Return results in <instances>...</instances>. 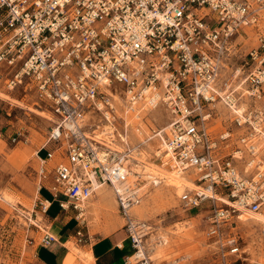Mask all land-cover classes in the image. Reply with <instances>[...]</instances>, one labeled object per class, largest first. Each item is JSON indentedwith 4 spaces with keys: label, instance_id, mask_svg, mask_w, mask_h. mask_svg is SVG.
<instances>
[{
    "label": "built area",
    "instance_id": "obj_1",
    "mask_svg": "<svg viewBox=\"0 0 264 264\" xmlns=\"http://www.w3.org/2000/svg\"><path fill=\"white\" fill-rule=\"evenodd\" d=\"M250 33L257 45L230 71L236 39ZM0 87L35 93L53 116L37 151L41 177L51 178L45 213L58 202L84 224L83 204L106 185L134 250L126 263L153 264L145 248L152 226L133 212L147 179L133 165L157 136L160 164L169 155L199 184L187 207L224 196L208 236L221 264H237L244 249L234 217L264 214V0H0ZM162 105L167 125L132 146L125 110L142 116ZM218 122L230 125L216 130ZM55 239L47 232L42 245Z\"/></svg>",
    "mask_w": 264,
    "mask_h": 264
},
{
    "label": "rangeland",
    "instance_id": "obj_2",
    "mask_svg": "<svg viewBox=\"0 0 264 264\" xmlns=\"http://www.w3.org/2000/svg\"><path fill=\"white\" fill-rule=\"evenodd\" d=\"M236 44L237 47L228 61L230 71L243 63L248 50L257 45V37L252 33L248 36L243 35L236 39ZM0 92L19 99L26 106L40 111L30 112L27 107L24 108L25 106L18 105L0 96V264H40L36 251L42 245V238L50 230L48 217L50 209L45 213L42 202L45 199H51L52 196L46 193L48 190L45 188V186L50 185L51 178L50 176L47 179L41 177L39 171L41 162L36 152L48 139L53 124L52 119L48 118H53V116L45 104L31 91H24L23 88L9 91L0 87ZM116 104L119 113L124 115L120 98H116ZM220 109L223 118H229L227 111L223 107ZM142 117L143 121L140 122V126L141 123L152 122L147 124L146 131H144L145 136H153L170 120L169 111L163 105L150 112L144 111ZM149 118L152 120H149ZM229 125L230 123L223 126ZM223 126L221 127L218 122L214 128L219 130ZM118 129L121 131L120 127ZM131 139V145L136 146L142 137L137 138L135 134H131L129 140ZM155 141L159 147L158 149L161 150L162 143L159 137L153 138L149 142ZM117 145L119 148H123V144L119 140ZM141 151V155H136L137 158H144L148 162L150 160L151 163L160 164V161L156 160L154 155L156 150L150 152L148 142L142 147ZM17 154L20 157H15ZM41 155H44V152ZM56 161H51L49 166L55 165ZM188 174L193 175V173ZM194 176H192L193 179H195ZM151 182L153 180L146 181L148 185L145 199L143 198L133 212L138 218L147 221L152 226V233L145 243L146 251L150 257L154 255V247L160 244L162 240H166V244L161 243L158 246L166 254L157 259L153 257V264H221L222 258L217 252L214 239L208 236V229L210 225L209 215L213 207L215 205L225 206L224 201L220 199L224 196L219 194L215 197V201L206 200L200 206L187 207L184 198L187 194L194 192L193 190L197 187H193L192 190L187 188L185 193L183 190L182 194L179 195L175 188L168 185L166 179L165 181L163 179L159 185H154ZM195 183L199 185L196 180ZM155 188L159 189L155 190ZM105 192L111 194L116 208L112 205L109 206L108 203H102V206L105 205L107 209L112 211L111 220H107V222L104 219V210L91 211L85 214L86 231L90 230L93 236L108 233L111 229L123 227L125 224L124 219L119 214L118 204L112 190L108 188L101 195L106 194ZM45 193L48 198H46ZM160 193L163 195L160 196ZM154 200L156 201L154 202ZM145 203L146 205H144ZM143 205L144 207H142ZM58 209V202H54L50 213L55 214ZM147 211L149 212L147 213ZM242 215L237 214L235 216L233 226L235 227L234 232L237 233L239 238V245L244 249V253H242L240 259H237L236 256H228V259H237V264L262 263L264 262V239H262L261 230H259L261 229V222L255 220L254 215L246 214L245 218L248 219H244ZM243 222L244 225H242ZM245 223L249 225L247 228ZM224 228L225 235L231 232L229 225ZM261 242L263 245H261ZM72 243L80 249V243L77 242V239H72ZM80 251L82 252L81 249ZM78 260H80V254Z\"/></svg>",
    "mask_w": 264,
    "mask_h": 264
},
{
    "label": "crops",
    "instance_id": "obj_3",
    "mask_svg": "<svg viewBox=\"0 0 264 264\" xmlns=\"http://www.w3.org/2000/svg\"><path fill=\"white\" fill-rule=\"evenodd\" d=\"M46 193L51 196L49 191ZM105 193L106 194L101 195V198L100 195L97 194L96 200L102 201L103 204L108 203L113 207L115 204L111 194L109 192ZM46 198L48 197L46 196ZM48 199L51 200L50 198ZM53 205L54 203L50 207V212L53 209ZM50 212L48 214L50 222V230L48 232L52 233L56 239L49 246L41 245L38 247L36 255L40 264H63L66 255L70 251L67 243L69 241L72 242L74 238L77 239V232L79 230H82L86 236V240L80 242V249L82 252H92L94 264H127L126 258L130 256L134 250L127 237L124 225L120 228L111 229L108 233L93 236L90 230L86 231V221L82 224L81 221L77 219V211L73 208L64 211L59 207L57 213L51 214ZM103 212L105 216L104 219L107 222V220L111 219L112 215L109 212L106 213L105 210ZM81 260V257L80 260L77 258L78 264H84Z\"/></svg>",
    "mask_w": 264,
    "mask_h": 264
},
{
    "label": "bare ground",
    "instance_id": "obj_4",
    "mask_svg": "<svg viewBox=\"0 0 264 264\" xmlns=\"http://www.w3.org/2000/svg\"><path fill=\"white\" fill-rule=\"evenodd\" d=\"M0 96L3 97L4 99L6 100H9L13 103H16L18 105H21V106H25L24 108H28V110L30 112H34V111H39L37 109H32L31 107L29 106H26L21 100L19 99H16L6 93H3V92H0ZM120 101V100H119ZM121 102L123 103L122 99H121ZM40 112V111H39ZM42 112V111H41ZM126 112V116L125 118L127 119L128 121V124H130V126L132 125V127H128V136H131V134H135V136L137 138H141L142 135L145 133L144 131H146V126H148L147 124L151 121H149L147 124L145 123H141V126H138V124H140V119L142 118V116L139 114V112L135 109H129V110H125ZM146 112V111H145ZM150 112V111H149ZM46 114V113H45ZM145 114V113H144ZM147 114V113H146ZM151 115V114H149ZM45 116V115H44ZM131 116V117H130ZM147 117V116H146ZM48 119H52V117H49ZM148 119V118H147ZM154 119V118H153ZM149 120H152L149 118ZM154 121V120H153ZM156 121V120H155ZM152 123V122H151ZM153 125V124H152ZM155 126V125H154ZM166 126V124L164 125V127ZM156 131V130H155ZM150 132V131H149ZM153 134V132H151ZM123 137L124 134L120 133ZM146 134V133H145ZM147 136V135H146ZM157 136H154L153 138H156ZM152 138V139H153ZM158 138V137H157ZM151 139V140H152ZM150 140V141H151ZM156 140V139H155ZM157 141V140H156ZM155 142H148L149 146H150V149L152 152V150H156V153H158L160 151V149H158V145H156L157 143ZM118 146V145H117ZM162 146V145H161ZM121 148V147H120ZM163 148V147H162ZM162 150V149H161ZM154 153V151H153ZM152 153V154H153ZM155 155V154H154ZM15 157H20L18 154L17 156ZM138 161H135V165H133V168L137 171V172H141L143 174L144 177H146L147 180H155V182L157 183L158 180L157 179H166V181L168 182V185L172 186L173 188H175V190L177 191V193L179 195L182 194V191L184 190V193H185V189L187 188H192L193 187H197V184L195 183V179H193L192 176H194V174L191 176L189 175L188 171H180L178 169L175 168L174 166V163L173 161L169 158V155H163V163L161 164H157V163H151L150 160L148 162V160L144 159V158H137ZM157 160V159H156ZM163 171V172H162ZM163 174V175H162ZM195 177V176H194ZM166 182V184H167ZM108 186L104 185L102 187H100L96 193L93 194V196L88 200L86 201L84 204H83V207L86 208V211H85V214H88L89 212L91 211H96V212H99V211H103L105 210L106 213L109 212L111 213L112 211L110 209H107L105 205L102 206V201H99V200H96V195H100V198L102 197L101 194L102 192H104L105 190H108ZM156 189H159V188H155ZM161 189V188H160ZM168 189V187H167ZM171 189V187H170ZM194 189V188H193ZM149 190V189H148ZM151 190V189H150ZM162 190V189H161ZM173 191V189H172ZM172 191H169V192H172ZM100 192V193H99ZM159 193V192H158ZM165 193V192H164ZM168 193V192H167ZM155 194V193H154ZM97 195V196H98ZM158 195V194H157ZM163 195V194H162ZM161 193H160V196H162ZM166 195V194H165ZM172 195V194H171ZM218 196V195H217ZM147 197V196H146ZM153 197V196H151ZM150 197V198H151ZM156 197V196H155ZM154 197V198H155ZM149 198V200H150ZM158 198V197H156ZM162 198V197H161ZM160 198V199H161ZM7 199V198H6ZM10 199V198H9ZM8 199V200H9ZM145 199V198H144ZM14 200V199H13ZM147 200V199H146ZM147 200V201H149ZM153 200V199H152ZM159 200V199H158ZM15 201V200H14ZM156 200H154L155 202ZM147 203V202H146ZM146 203L144 205H146ZM153 203V202H152ZM151 203V204H152ZM144 205L142 207H144ZM148 205V204H147ZM110 206V205H109ZM115 206V205H114ZM141 206V205H140ZM138 207V206H137ZM147 207V206H145ZM151 207V206H150ZM109 208V207H108ZM116 208V207H115ZM141 208V207H140ZM139 208V209H140ZM138 209V208H137ZM145 209V208H144ZM147 209V208H146ZM148 209L150 210V208L148 207ZM142 210V209H141ZM140 211V210H139ZM149 211H147L148 213ZM115 213V212H114ZM139 213V212H138ZM143 215V214H142ZM245 215L246 214H243L242 217L244 219H248V218H245ZM94 216V215H93ZM248 216V215H247ZM253 216V215H252ZM108 217V216H107ZM241 217V218H242ZM249 217V216H248ZM254 217H255V220L257 221H262L264 222V214H261V213H258V214H254ZM235 218V217H234ZM252 218V217H251ZM111 220V219H110ZM238 220V219H236ZM241 220V219H240ZM239 221V220H238ZM242 222V221H241ZM250 223V222H249ZM240 225V223H239ZM238 225V226H239ZM244 225V222L243 224ZM246 225V223H245ZM252 225V224H251ZM250 225V226H251ZM247 226L249 225H246V228ZM251 228V227H250ZM259 228V226H258ZM240 229V228H239ZM254 230V229H253ZM260 230V229H259ZM45 232V231H44ZM160 234V233H159ZM157 236V234H155ZM153 237V236H152ZM164 239V238H163ZM263 239V238H262ZM261 240V239H260ZM162 244H166V240H162L161 241ZM158 244L154 247V255H152L150 258L153 260V257L154 258H160L162 257L163 255L166 254V252L164 250H161L159 249L161 245ZM169 244V243H168ZM167 244V245H168ZM245 244V243H244ZM68 247H69V253L66 255L65 259H64V263L63 264H77V258H78V255L80 254V257H81V261H83V263H86V264H94V256L92 254L91 251H87V252H81L79 248H77L75 245H73V243L71 241H69L67 243ZM261 245L262 242H261ZM165 246V245H164ZM163 247V246H162ZM167 247V246H166ZM158 248V249H157ZM263 248V247H262ZM250 249V248H249ZM142 251H144V249H142ZM159 251V252H158ZM158 252V253H157ZM243 259V257H242ZM246 259V258H245ZM246 261V260H245ZM259 261V260H258ZM254 262V261H253ZM244 263V262H243ZM241 264V263H240Z\"/></svg>",
    "mask_w": 264,
    "mask_h": 264
}]
</instances>
